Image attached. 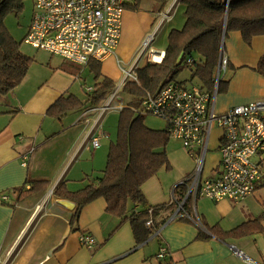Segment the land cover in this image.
<instances>
[{
	"label": "crops",
	"instance_id": "1",
	"mask_svg": "<svg viewBox=\"0 0 264 264\" xmlns=\"http://www.w3.org/2000/svg\"><path fill=\"white\" fill-rule=\"evenodd\" d=\"M153 8L126 10L117 57L102 62L91 60L79 65L45 50L25 52L20 47L33 62L18 85L9 92H0V264H251L237 254V249L251 251V255L245 253L264 261V231L254 230L264 229V210L260 215L253 207L255 200H264V178L241 202L188 194V181L196 164H181V160L174 164L171 150L178 152L177 147L183 146L177 138L170 137L166 147L171 169L162 167L142 184L146 205L129 203L127 217L122 218L109 212L106 198L100 196L85 203L76 214L80 200L69 197V193L99 182L111 142L117 139L102 144L109 135L101 125L103 115L95 114L93 107L103 106L114 92L101 104L93 102V65L115 82L113 72L120 67L118 59L123 66H131L138 47L152 35L138 29L139 20H144L148 30L159 15L160 24L167 17L175 22L174 29L184 25L186 15L179 0H171L161 12L154 2ZM222 46L229 67L220 83L223 90L219 86L217 92L218 112L264 96V74L257 70L264 55V35H254L247 42L241 31L232 30L223 37L219 58ZM145 64L142 62V66ZM87 74L93 77L92 82H88ZM82 91L86 101L80 95ZM62 97L75 99L80 105L61 115L50 111ZM214 131L217 133L211 142L215 144L207 153L206 163L209 158L210 165H205L204 177L221 173L217 147L221 131ZM92 137L100 138L99 146L93 145ZM183 180L187 183L182 184ZM62 183L63 194L58 195L54 191ZM182 201L184 206L179 208ZM160 204L167 207L155 212L153 208ZM145 209H150L148 220L152 225L148 226L147 220L143 227L134 226L130 214ZM257 218L261 219L259 224L253 222ZM245 225L253 231L231 233ZM146 228L149 232L144 234ZM82 233L96 238L95 247L88 248L81 242ZM249 236L258 244L259 255L245 240ZM163 245L169 253L160 258Z\"/></svg>",
	"mask_w": 264,
	"mask_h": 264
},
{
	"label": "built area",
	"instance_id": "2",
	"mask_svg": "<svg viewBox=\"0 0 264 264\" xmlns=\"http://www.w3.org/2000/svg\"><path fill=\"white\" fill-rule=\"evenodd\" d=\"M128 1L34 0L33 16L24 42L79 65L117 57ZM152 39L153 34L145 39L131 66H123L118 59L124 73L121 86L128 80L138 79L137 69L142 66V61L159 63L164 59L166 51L152 47ZM195 62L196 58L190 57L186 63L190 67ZM228 67L229 57L222 46L211 89L171 80L157 93L150 92L145 96L141 111L165 119L169 136L181 140L195 161L196 167L188 181V194L241 202L255 192L264 178V96L218 112L215 108L217 92L222 74ZM110 97L100 108L93 107L100 116L111 108L116 92ZM123 107V102L115 106L118 109ZM215 128L221 131L217 139L221 173L217 177H204L206 156ZM92 138L93 145L99 146L100 138ZM183 183L187 181L183 180ZM183 206L184 201L179 202V208ZM194 220L202 224L199 217ZM147 225L151 226L152 220H148ZM80 239L88 248L96 245L92 234L82 233ZM236 252L248 263L264 264V261L254 260L241 250ZM168 253L167 246L163 245L158 256L163 258Z\"/></svg>",
	"mask_w": 264,
	"mask_h": 264
},
{
	"label": "trees",
	"instance_id": "3",
	"mask_svg": "<svg viewBox=\"0 0 264 264\" xmlns=\"http://www.w3.org/2000/svg\"><path fill=\"white\" fill-rule=\"evenodd\" d=\"M142 1L129 0L125 5L129 10L139 11L143 9ZM152 1L157 11L161 12L171 0ZM25 2L26 0H0L2 93L9 92L18 85L33 62V58L21 51L20 42L12 36L4 23L9 13H20L25 8ZM179 3L184 7L186 19L181 28L170 30L162 62L140 66L137 69L138 79L128 80L123 85L124 92L132 95L133 99L120 110L117 139L111 142L103 176L99 178L98 183L89 184L76 193H69V197L80 200L77 215L85 203H90L100 196L106 198L108 211L122 218L127 217L129 203L146 205L142 184L162 167L170 168L171 165L166 151L170 138L167 129H153L145 123L146 114L141 111L145 96L150 92L157 93L166 83L176 80L180 66H188L186 62L190 57L196 58L195 64L190 66L192 80L201 87L211 89L223 37L232 30L241 31L247 42H250L254 35H264V0H179ZM93 66L96 83L92 99L95 104H101L108 98L116 83L113 79L102 76L98 65ZM257 70L264 74V55ZM221 90L223 87L220 86ZM78 105L79 101L62 97L49 110L61 115ZM62 187L63 183L54 192L62 195ZM164 207H167V204L156 205L153 209L157 212ZM149 210L130 214L134 226L143 227L150 217ZM260 220L257 218L253 222L259 224ZM240 227L231 233L235 234L237 230L244 233L253 231L246 225ZM254 230L264 231L261 227ZM148 232L146 228L144 234Z\"/></svg>",
	"mask_w": 264,
	"mask_h": 264
},
{
	"label": "rangeland",
	"instance_id": "4",
	"mask_svg": "<svg viewBox=\"0 0 264 264\" xmlns=\"http://www.w3.org/2000/svg\"><path fill=\"white\" fill-rule=\"evenodd\" d=\"M177 4H175L176 6ZM142 7L143 10H147V7L150 9H153V2L149 1V0H143L142 1ZM33 10H34V0H26L25 2V8L20 12V13H15V12H11L9 13L6 18H5V22L6 26L8 28V30L11 32L12 36H14V38L20 42L21 44V48L23 51L25 52H29L32 49L34 50V48L30 47V45L26 44L24 42V37L30 27L31 24V20H32V16H33ZM126 12V11H125ZM149 12H153L152 10H149ZM174 13V10L171 11V15ZM164 15H162L163 17ZM166 21H162L161 24L159 23L161 21V15H159L158 17H156V19L152 22V25L150 27V29L148 30V28L145 25L144 20H139V25H138V29L140 31H144V33H146L147 31L149 32L148 34H153V39L151 41V46L156 48V49H164L166 50L167 45H168V35L170 30L172 29V27H175V22L171 21L170 19H167V17H165ZM178 27V26H177ZM134 34H136V31L134 32ZM141 46V45H140ZM140 46L138 47V49L140 48ZM138 51V50H137ZM143 62V61H142ZM142 62L140 63L142 65ZM149 63V62H147ZM107 66V65H105ZM115 67V70L113 72V75H115L114 77H117L115 82H116V86L113 89V92H116V97L115 99H113L111 101V108L103 113V117H102V122L101 125H103V129L108 133L109 136L105 137V139L102 141V144L104 145V143L106 144L107 141H112L115 140V138H117V131H118V123H119V117H120V109L115 108L116 105L121 104V102H123L124 106H126L132 99L133 96L124 92L123 90V86H121L120 81L122 80L124 73L123 70L119 67ZM223 75V74H222ZM87 80L88 82H92L93 81V77L91 75L87 74ZM177 81L183 82L185 84H190L194 83L195 80H192V67L190 68L189 66L186 65H182L180 66V72L178 74V76L176 77ZM112 92V93H113ZM81 97L84 98V101H86L85 97L86 94L84 91L81 92ZM92 95V94H91ZM86 104V103H85ZM88 104H86L87 106ZM85 106V107H86ZM90 107V105H89ZM95 114H98V111H95ZM145 123L152 127V128H157V129H161V128H166L167 127V121L159 116H156L152 113H146V117H145ZM217 132L214 131V135H216ZM213 141V139H212ZM214 142H211V147L214 146ZM104 147V146H103ZM179 149V151L177 152L176 149H172L171 150V157H172V161L174 162L175 165H178V161L181 160V164H190V166H195L194 164V160L192 157H189L190 155H187V150L185 152L183 146L181 147H177ZM103 165H106V158L103 161ZM208 165H210V159L208 158V161L206 163V166L208 167ZM189 167V166H188ZM171 169V168H168ZM170 171V170H168ZM167 171V172H168ZM262 189L261 188L258 193H262ZM263 197H264V191L262 193ZM261 201L255 200L253 202V207H254V212L257 214L261 213L263 214V210H264V200L262 198H260ZM247 242H249V245L254 247L255 253H258V255L261 253L260 248L257 246L258 244L256 242H254V239L252 237H248L245 239ZM246 253H248L249 255H251V251H247L244 250Z\"/></svg>",
	"mask_w": 264,
	"mask_h": 264
},
{
	"label": "water",
	"instance_id": "5",
	"mask_svg": "<svg viewBox=\"0 0 264 264\" xmlns=\"http://www.w3.org/2000/svg\"><path fill=\"white\" fill-rule=\"evenodd\" d=\"M182 55H183V54H182ZM182 55H181V56H182Z\"/></svg>",
	"mask_w": 264,
	"mask_h": 264
}]
</instances>
